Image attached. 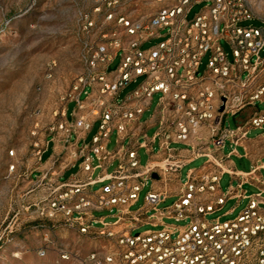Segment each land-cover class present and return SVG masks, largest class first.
Returning a JSON list of instances; mask_svg holds the SVG:
<instances>
[{
  "label": "built area",
  "instance_id": "built-area-1",
  "mask_svg": "<svg viewBox=\"0 0 264 264\" xmlns=\"http://www.w3.org/2000/svg\"><path fill=\"white\" fill-rule=\"evenodd\" d=\"M201 3H207L206 7L189 19L190 9ZM141 8L155 11L140 12ZM81 21L84 70L63 97L50 133L62 142L63 150H73L71 156L82 158L80 171L88 181L54 189L50 198L41 201L39 215L85 236L93 248L84 257L60 248V257L80 264H264V208L259 194L248 197L243 188L254 179L257 168L239 173L227 164L230 155L224 153L227 142L236 152L250 128L264 126V109L243 127L233 129L225 123L248 105L264 106V5L256 12L248 0H94L82 12ZM246 21L261 25L245 26ZM156 38L162 39L157 45L142 47ZM223 40L232 48V61ZM207 53L210 59L201 73ZM119 55L118 67L110 71L109 65ZM139 77L143 81L119 100L122 90ZM157 93L152 143L158 142V153L166 156V164L142 165L137 148L127 149L123 141L135 135ZM71 102L76 104L72 120ZM97 121L99 128L92 142L86 143ZM113 134L117 146L111 152L107 143ZM44 146L45 140L35 158L42 155ZM181 146L192 155L207 157V165L216 170L191 173L178 198L160 207L170 191H159L155 184L164 180L167 186L169 172L180 179V163L170 161ZM145 147L152 151L151 145ZM14 154L11 150L10 155ZM94 157L98 167L114 157L119 163L108 184L87 192L86 186L96 183L91 176ZM15 167L11 165L10 170ZM153 172L159 179L152 178ZM226 172L237 183L232 180L222 190L220 181ZM150 179L153 185L145 204L133 211ZM63 187L67 190L56 194ZM232 197L249 198L238 216L208 218ZM104 210L115 220L106 222L95 215ZM166 219L186 224L177 227L166 224ZM144 223L157 229L135 232ZM45 254L42 249L41 255Z\"/></svg>",
  "mask_w": 264,
  "mask_h": 264
},
{
  "label": "rangeland",
  "instance_id": "rangeland-1",
  "mask_svg": "<svg viewBox=\"0 0 264 264\" xmlns=\"http://www.w3.org/2000/svg\"><path fill=\"white\" fill-rule=\"evenodd\" d=\"M248 1L256 12L264 5V0ZM93 4L94 0H0V264H80L75 259L63 260L59 249L66 248L84 257L93 248L85 236L58 226V221L52 217L44 216L39 220L31 217L35 207H29L30 215L26 219L19 181L50 133L51 126L58 120L57 112L64 102L63 97L84 70L81 14ZM206 5H193L188 18L193 19ZM144 11L155 10L140 9V12ZM243 25L260 26L261 22L246 21ZM161 40L152 39L142 47L151 48ZM221 43L232 61L231 46L224 40ZM120 58L121 55L117 56L109 65L110 71L118 67ZM209 59L210 53H207L200 66L201 73L205 71ZM142 81L143 77H139L129 84L120 93L119 100ZM159 96L158 93L153 96L152 106L143 119L154 112ZM74 107L75 102H71L69 112ZM263 109L261 103L249 105L237 117L228 116L227 123L235 127L239 120ZM99 124V121L94 124L91 137L97 132ZM155 131L156 127L150 128L148 136L152 137ZM114 146L115 139L112 137L109 148ZM11 150L15 151L14 155H10ZM226 150L229 151L228 146ZM141 156L142 162H146L144 153ZM203 163L204 159H200L183 167L181 180L186 179L190 167H199ZM13 164L16 167L11 171ZM228 184L225 177L221 185L226 188ZM152 185L153 180L150 179L138 202L132 206L133 211L145 204V196ZM48 195H52L50 189H46V198H50ZM176 199V196H171L160 207L170 205ZM48 204L46 200L44 205L47 207ZM95 215L106 217L107 222L115 220L109 211H96ZM165 223L177 227L186 224L173 219H166ZM151 229L157 228L143 225L135 232ZM42 249L46 250L44 256L41 255Z\"/></svg>",
  "mask_w": 264,
  "mask_h": 264
},
{
  "label": "crops",
  "instance_id": "crops-1",
  "mask_svg": "<svg viewBox=\"0 0 264 264\" xmlns=\"http://www.w3.org/2000/svg\"><path fill=\"white\" fill-rule=\"evenodd\" d=\"M248 106L244 107L241 111L231 117H237ZM72 111L69 112V119L71 120L73 119ZM258 112L259 111L253 112L246 119L239 120L235 127L231 126L229 122L227 123L228 117L225 119V123L233 129L243 127L248 122H250L255 116V114ZM156 125L157 116L155 114L151 113L147 116L146 119H143L142 117L135 135L128 136L123 141L127 149H131L134 147L137 148V153L139 155L140 162L142 165L154 164L164 166L166 164V156L158 153V142L156 141L155 143H152V137L148 136V130L152 127H157ZM90 132L86 135L85 138V142L89 144L92 142V139L96 134L95 133L91 137ZM145 132L147 133V137H145L143 134ZM112 137H114L115 139V146L113 149H110L109 144L111 142ZM75 138L76 137H73V139ZM116 139L117 137L115 134L111 135L109 142L107 143L108 151L114 152L116 150ZM83 143V141L80 142L81 145H83ZM139 144H141V146H139ZM146 144L152 146V151L145 147ZM227 146L229 147V151L226 150ZM181 148L182 150L180 151L178 156H175L174 159L170 161L171 164L180 163V174L183 167L189 166L197 160L204 159V163L199 167H190L187 172L186 179L184 181L181 180V175L180 179L177 180L175 174L173 172H169L168 175L171 176V181L168 183L167 186L164 185V180L156 182L155 186L159 191H165L166 188H169L170 197L176 196V198H178L182 185L185 184L191 173L194 172L196 174H200L210 169L212 171L216 170L215 167L207 165V157H197L195 155H192L191 152L185 146H181ZM240 149H242V151H240ZM72 151L73 150H63L62 142L58 141L55 138L54 134L49 133L46 136L45 146L42 155L39 158L32 159L28 165L29 167L27 171L23 173L19 178V181L21 182L20 193L21 201L23 203L22 208L26 210L24 213V215H26V219H28V216L30 215L28 210L30 206L35 207L34 209H36L31 213V217H36V219L38 220L41 219L39 215V207L41 201L46 198V189H50V191L53 192L54 189L57 190L58 187L65 184L71 185L74 184L76 181H81L83 183H86L88 181V177L80 171V164L82 162V158L71 156ZM142 153H144L147 158L146 162L144 163L142 162ZM224 153L230 155V159L228 160L227 164L232 166L239 173H249L254 168H257L256 174L254 175V179L249 182H246L243 185V188L244 190H246L248 197L251 195L259 194L262 201L261 207L264 208V126L262 128H250L247 131L246 136L240 142V144L236 146V152H232L231 143L227 142L226 147L224 148ZM118 163L119 158L114 157L109 161L105 162L103 167H98V160L94 157L93 164L94 166H96V168L91 176L94 180H96V183L87 185V192H94L103 187L104 185L108 184L110 182V175L113 173ZM225 177L228 178L229 182L226 188L222 187L221 185V181ZM232 180L233 184L237 183L236 178L232 179L229 173H224L220 181V186L222 190H226ZM66 188L67 187H63L61 190H58L56 194L62 192V190H67ZM248 197L242 198L240 200L235 197L229 198L226 201L225 205L222 207V209L217 211L215 214L220 213L217 217H220L222 220L235 218L249 203ZM150 213L151 212L149 211L147 215ZM143 225L149 224L144 223ZM150 225L154 226L153 224Z\"/></svg>",
  "mask_w": 264,
  "mask_h": 264
},
{
  "label": "water",
  "instance_id": "water-1",
  "mask_svg": "<svg viewBox=\"0 0 264 264\" xmlns=\"http://www.w3.org/2000/svg\"><path fill=\"white\" fill-rule=\"evenodd\" d=\"M223 110H224V106L221 107V111H223ZM152 178L153 179H159V174L157 172H153L152 173Z\"/></svg>",
  "mask_w": 264,
  "mask_h": 264
}]
</instances>
